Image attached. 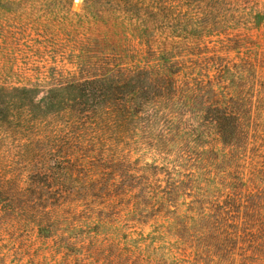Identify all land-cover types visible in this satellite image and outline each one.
<instances>
[{
  "label": "rangeland",
  "instance_id": "1",
  "mask_svg": "<svg viewBox=\"0 0 264 264\" xmlns=\"http://www.w3.org/2000/svg\"><path fill=\"white\" fill-rule=\"evenodd\" d=\"M160 52L183 63V79L210 86L241 114L249 144L244 158L261 151L264 165V0H0V86L44 92L155 66ZM23 142L17 131H0V264H113L135 246L147 264H264L259 234L199 232L179 241L166 233L167 220L130 215L120 205L89 220L80 204L81 216L42 238L24 209L9 201V188L28 176ZM146 143L129 133L109 139L98 154L124 158L141 174L147 164L161 163ZM239 195L249 203L244 212L252 206L250 191Z\"/></svg>",
  "mask_w": 264,
  "mask_h": 264
},
{
  "label": "trees",
  "instance_id": "2",
  "mask_svg": "<svg viewBox=\"0 0 264 264\" xmlns=\"http://www.w3.org/2000/svg\"><path fill=\"white\" fill-rule=\"evenodd\" d=\"M167 53L158 54L155 66L44 92L0 86V131H17L26 140L29 170L24 185L9 188L10 206L24 209L39 236L53 237L76 215L90 212L89 220L96 219L120 205L130 215L167 220L166 233L179 241L245 229L264 237L261 151L244 158L249 144L241 114L215 98L210 86L183 79V63ZM58 119L63 125H49ZM129 133L145 136L161 163L136 174L124 158L98 154L109 139ZM243 188L252 205L244 212ZM80 204L88 207L83 213ZM135 248L139 252H121L113 264H147L143 249Z\"/></svg>",
  "mask_w": 264,
  "mask_h": 264
}]
</instances>
